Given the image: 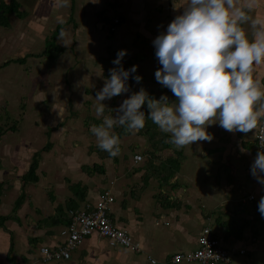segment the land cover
Returning <instances> with one entry per match:
<instances>
[{
  "label": "crops",
  "instance_id": "1",
  "mask_svg": "<svg viewBox=\"0 0 264 264\" xmlns=\"http://www.w3.org/2000/svg\"><path fill=\"white\" fill-rule=\"evenodd\" d=\"M4 3L14 10L2 13L8 25L0 23V27L8 32L15 16L21 24L16 28L18 40L22 39L19 46L24 49L9 58L1 53L0 92L6 87L7 94L12 89L19 96L23 82L35 80L38 87V82L45 81V89H38L26 116L30 121L36 118V132L40 130L50 142L44 138L15 139L16 143L2 139L31 124L27 119L19 123L14 113L11 122L8 116L13 106H4L0 96V264H202L174 263L172 257L194 251L206 227L231 252L232 264H264V215L258 208L264 184L251 173L259 127L244 133L212 121L207 125L212 140L178 147L169 133L146 117L145 127L137 132L114 126L121 151L112 157L98 146L96 137L86 138L87 134L95 136L87 127L85 139L75 138L76 130L71 127L76 124L78 128V120L66 123L76 116L71 105L79 92L82 97H95L110 76L109 70L118 67L113 60L121 49L128 50L123 67L139 65L133 76L139 74L143 79L137 83L130 78L131 91L113 97L110 109H117L141 87L156 98L167 94L176 99L171 89L156 80L155 72L162 65L153 40L183 11L187 0ZM247 12L251 18L264 19V0H255ZM244 27L251 36V23ZM37 48L42 49L40 53L31 52ZM26 50L30 51L21 56ZM37 60L41 61L32 71L13 73L10 66L19 63L24 67ZM17 72L28 78L21 79ZM253 73L264 84V65L254 66ZM67 80L75 83L69 92ZM60 90L63 99L55 100ZM143 107L147 114V106ZM32 150V160L27 162ZM33 166L34 178L30 176ZM5 177L14 182L10 184ZM105 190L115 198L109 206L112 222L139 243L140 251L113 247L94 233L73 251L71 259L44 261L43 248L56 249L67 239L64 232L72 222V211L95 207Z\"/></svg>",
  "mask_w": 264,
  "mask_h": 264
},
{
  "label": "clouds",
  "instance_id": "2",
  "mask_svg": "<svg viewBox=\"0 0 264 264\" xmlns=\"http://www.w3.org/2000/svg\"><path fill=\"white\" fill-rule=\"evenodd\" d=\"M254 6L255 0L244 4L239 0H187L183 11L153 40L162 65L155 72L156 80L171 89L176 99L167 94L156 98L141 87L122 101L115 116L105 115L109 107L103 101L130 92V78L137 83L143 79L139 74L133 76L139 65L123 67L128 50H119L113 60L118 67L109 70L110 76L95 94V110L103 120L93 123L90 131L98 146L117 156L121 140L114 126L137 132L145 127L146 117L169 133L178 147L212 140L207 131L212 121L229 131L258 129L264 120V84L255 78L253 68L264 65V19L248 15ZM248 22L253 28L251 36L244 27ZM258 143L251 173L264 184V134ZM258 208L264 215V196Z\"/></svg>",
  "mask_w": 264,
  "mask_h": 264
},
{
  "label": "built area",
  "instance_id": "3",
  "mask_svg": "<svg viewBox=\"0 0 264 264\" xmlns=\"http://www.w3.org/2000/svg\"><path fill=\"white\" fill-rule=\"evenodd\" d=\"M115 22L117 25V21ZM262 134H264V120L260 122L256 135L258 150L260 148L258 138ZM138 158L141 159L142 157L139 156ZM114 200V196L105 190L101 193L95 207L72 211V222L67 231L64 232L67 239L56 249L43 248L44 261L71 259L73 251L83 243L87 236L94 233L106 238L113 247H124L135 252L140 251L139 243L135 242L126 230L119 228L112 222L109 216V206ZM244 252V250L241 251V253ZM172 260L174 263L195 261L202 264H232L231 252L223 247L221 241L213 235L212 230L208 227L199 236L198 247L194 251L187 254H175Z\"/></svg>",
  "mask_w": 264,
  "mask_h": 264
},
{
  "label": "rangeland",
  "instance_id": "4",
  "mask_svg": "<svg viewBox=\"0 0 264 264\" xmlns=\"http://www.w3.org/2000/svg\"><path fill=\"white\" fill-rule=\"evenodd\" d=\"M116 21H117V25H118V23L120 22L118 17H117ZM10 26H12V28L8 32H6L3 28L0 27V32H2L4 34V35H2L0 33V57H1V53L7 58L14 56V54L16 56L17 53H20L22 51V49H24V48L19 46L20 45L19 42L21 43L22 39L18 40L17 29L20 28L21 24H19L18 19L15 16H13L11 18V25ZM119 26L120 25H118L117 28H119ZM6 34H8L7 37H6ZM2 45H4V46H2ZM41 50H42L41 48L40 49L37 48V49L31 50V52L32 51H39V53H40ZM28 51H30V50H26L25 53H21V56L25 55L26 52H28ZM40 61L41 60L35 61V64L31 63L32 61H29L27 63V65H25L24 67L22 66V64H19V63H12L10 66L13 69V73L16 71H25V70L32 71V70L36 69L35 67L37 64L40 63ZM42 63H43V61H42ZM0 65H1V62H0ZM16 75H18L21 79L28 78L27 76L21 74L20 72L19 73L17 72ZM80 82L84 83L83 79H81ZM74 84H75L74 81L67 80L65 89L68 92L71 91L73 89ZM76 84H77V82H76ZM23 85L24 86H22L21 89L19 90V91H22V92H20L21 94L19 96H17V95L14 96L13 95L14 91L12 89L7 94L5 91L6 87L3 89L2 92H0V96H1V99H2V96L4 97V100H3L5 102L4 106H6V103L9 106H10V104L13 106V112L10 111L9 116H8V117H11V122H14L12 120V113H14L16 116L15 119H17L18 122L20 121V119H22V122L25 121V119H27L31 125H28V123H26L25 124L26 129L20 128V131L17 129V131H19V132H16L13 134L10 133V134H8L7 137L4 136L6 138L2 137V139H11L15 143L17 142L15 139H34L35 140V139L44 138L47 140V138L42 137L40 135V130H39V133L36 132V128L38 127V122L36 121V118L32 117L31 121H30L28 119V117L26 116V114L32 110V107H33L32 99L38 93V89L39 90L45 89L46 82L45 81L38 82V87H37L35 84V80H34V82H32V80H31V81L23 82ZM67 86H69V87H67ZM83 86H79V88H81ZM46 95H49V94H46ZM89 95H91V91H90ZM59 98L63 99V91L62 90H60L59 92H57L55 94V100H57ZM111 101L113 103L112 99H110V100L106 99L105 101H103L109 107V108L105 109V113H104L105 115L109 114L110 112L115 114V110H113L112 108L110 109V106H109ZM33 102H35V104L37 102V104H38V101L36 99ZM97 103L98 102L96 101L95 97H91V96L89 98L88 97H82V90L79 92V95H77L75 97V102L72 103L71 107L75 111L76 116H72L69 118V120L66 121V123H70V125H71V124H75L76 121L78 120V128L76 127L77 126L76 124H75L74 128L71 127L73 131L76 130V132H75L76 137L75 138L85 139V132H83V131H87V128H88V132H89L90 127L94 122H96V123L102 122L103 116L97 115L96 110H95V106ZM27 107H28V109H27ZM33 112H34V110H33ZM39 118H43V115H41ZM92 120H94V121H92ZM19 123H21V122H19ZM30 127L31 128L33 127L34 129H32L30 131V129H31ZM85 127H87V128H85ZM3 128H5V127H3ZM1 130H3V129H1ZM156 133H157V130H156ZM151 134L154 135L155 133H151ZM70 135L72 136V134H70ZM95 137L96 136H93L91 134H87L86 138L87 139H96ZM72 139H74L73 136H72ZM18 141H20V140H18ZM47 141L50 142V139H48ZM53 141H54V139H53ZM42 146L44 147V146H46V144H42ZM47 149H48V146L44 150H47ZM67 151H71V150H67ZM33 153H34L33 150L29 153L30 155L27 157L28 158L27 162H29V160L31 162ZM64 157H66V155H64ZM22 163H24L23 160H22ZM2 179H4V178H2ZM5 179H8L10 184H12L14 182V179L6 178V177H5ZM29 191L31 192V190H29ZM27 199H29V198H27ZM33 200H34V198H33Z\"/></svg>",
  "mask_w": 264,
  "mask_h": 264
},
{
  "label": "trees",
  "instance_id": "5",
  "mask_svg": "<svg viewBox=\"0 0 264 264\" xmlns=\"http://www.w3.org/2000/svg\"><path fill=\"white\" fill-rule=\"evenodd\" d=\"M4 2H5V0H0V19H1L0 23L5 24L7 26L8 22L6 20L2 19L3 18V16H2L3 14L2 13L10 14L11 12H13L14 7L8 8V6ZM8 12H10V13H8ZM35 172H36V166H33L30 176L34 178L35 177ZM0 195H1V187H0Z\"/></svg>",
  "mask_w": 264,
  "mask_h": 264
}]
</instances>
